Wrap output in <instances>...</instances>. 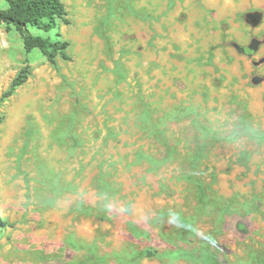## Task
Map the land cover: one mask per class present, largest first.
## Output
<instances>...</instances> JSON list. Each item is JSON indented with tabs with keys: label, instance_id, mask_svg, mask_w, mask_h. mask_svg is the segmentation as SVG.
Here are the masks:
<instances>
[{
	"label": "rangeland",
	"instance_id": "obj_1",
	"mask_svg": "<svg viewBox=\"0 0 264 264\" xmlns=\"http://www.w3.org/2000/svg\"><path fill=\"white\" fill-rule=\"evenodd\" d=\"M62 1L67 59L0 24V264H264V0Z\"/></svg>",
	"mask_w": 264,
	"mask_h": 264
},
{
	"label": "trees",
	"instance_id": "obj_2",
	"mask_svg": "<svg viewBox=\"0 0 264 264\" xmlns=\"http://www.w3.org/2000/svg\"><path fill=\"white\" fill-rule=\"evenodd\" d=\"M66 15L62 0H6V6L0 7V24L4 25L7 31L15 29L20 34L26 52L39 49L49 62L55 63L58 56L68 58L66 49L69 42L61 37L59 31H56L53 38L45 36L42 32L56 29L60 21L68 23ZM29 75L28 66L21 68L2 98L12 95Z\"/></svg>",
	"mask_w": 264,
	"mask_h": 264
},
{
	"label": "water",
	"instance_id": "obj_3",
	"mask_svg": "<svg viewBox=\"0 0 264 264\" xmlns=\"http://www.w3.org/2000/svg\"><path fill=\"white\" fill-rule=\"evenodd\" d=\"M257 47H258V43H257V41H253L252 43H250V44L248 45V49L251 50V51L256 50Z\"/></svg>",
	"mask_w": 264,
	"mask_h": 264
}]
</instances>
